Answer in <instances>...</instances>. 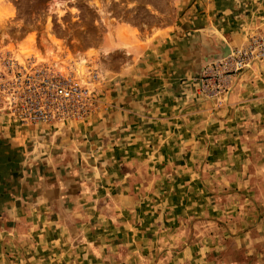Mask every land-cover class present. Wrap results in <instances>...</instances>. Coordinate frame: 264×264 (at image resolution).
Segmentation results:
<instances>
[{
	"label": "crops",
	"instance_id": "0c3cea01",
	"mask_svg": "<svg viewBox=\"0 0 264 264\" xmlns=\"http://www.w3.org/2000/svg\"><path fill=\"white\" fill-rule=\"evenodd\" d=\"M178 5L169 25L141 29L136 35L124 31L129 45L114 42L120 59H115L112 69L100 68L106 80L96 90L103 97V107L86 123H72L60 130L15 124L0 127V136L14 138L35 165V181L20 180L25 189L8 195V203L0 211V253L8 244L6 235L15 232L13 221L32 235L26 248L33 250L30 254L37 263L159 264L151 255L155 227L144 228L134 221L138 186L143 184V177H137L138 156L145 153L153 159L163 158L169 144L161 143V138L188 135L184 121L193 119L183 108L193 103V87L199 85L204 67L245 46L250 38L264 37V0H179ZM108 45L104 38L100 51L106 53ZM256 69L233 80L226 105L231 107L227 108L228 119L257 122L260 132L264 130V71ZM196 78L197 84L192 82ZM192 134L197 137L196 132ZM39 137H51L52 142L42 145ZM143 138L146 145L139 144ZM160 163L148 162L147 167L155 172ZM45 170L50 175L45 176ZM144 179L152 187L160 181L149 174ZM123 185L130 186L129 193L121 190ZM108 200L116 201V208L110 203L105 208L103 203ZM76 202L78 208L84 207L83 212H78ZM103 215L116 222L102 220L105 224L92 225L83 219ZM75 217L79 218L74 221L77 225L70 221ZM199 245L189 248L191 264H201ZM177 247L175 258L162 255V264L182 261L188 249Z\"/></svg>",
	"mask_w": 264,
	"mask_h": 264
},
{
	"label": "rangeland",
	"instance_id": "374dc122",
	"mask_svg": "<svg viewBox=\"0 0 264 264\" xmlns=\"http://www.w3.org/2000/svg\"><path fill=\"white\" fill-rule=\"evenodd\" d=\"M178 1L0 0V127L4 125V129H8V125L15 124L22 125L21 128L60 130L72 123H86L87 118L103 107V97L96 89L106 80L100 68L112 69L115 59L119 58L114 42L129 43L122 35L124 31L131 30L136 35L141 29L169 25L176 16ZM104 38L109 41L106 53L99 48ZM218 60L204 67L199 85L197 78L192 81L197 84L192 91L195 94L191 99L193 103L183 108V113L193 119L184 121L188 135L180 139L175 136L161 138V143L169 144V151L163 158L155 156L153 159L145 153L138 156L137 177H143V184L138 186L139 208L138 216L133 214L134 221L144 228L155 227L151 255L159 264H162V255L175 258L180 250L177 246L188 249L178 264H191L189 248L197 244L202 246L201 255H198L201 264H264V130L257 131V122L228 119L227 108L231 107L226 105L233 80L251 69L264 71V60L254 62L237 74L222 75L218 80L226 89L215 95L216 74L210 73L207 88L202 86L201 80L204 71ZM11 61L17 65L15 73L25 68L30 74V68L48 67L85 85L97 97L93 111L81 121L21 119L17 107H8L7 96L14 93L15 98L20 99L23 94L28 97L30 93L24 84L21 87L13 85L14 74L6 66ZM194 132L197 137L192 134ZM6 137L8 140L0 136V211L4 203H8L5 200L22 188L20 180L35 181L31 157L22 153L14 138ZM39 139L42 145L52 142L51 137ZM146 142L143 138L139 144L146 145ZM30 144L34 145L33 141ZM176 147L181 150L175 152ZM160 161L155 172L148 169V162ZM173 162L176 165H172ZM147 174L160 180L159 183L153 187L146 185ZM47 175L50 172L45 170ZM121 187L129 193L130 186ZM119 202L123 205V201ZM109 203L117 204L104 201L105 208ZM76 204L78 212H83L84 207L78 208L80 204ZM76 219L79 218L70 219L71 223L77 225ZM83 219L88 224L93 222L92 225L105 224L102 220L116 222L108 215ZM19 223H11L15 232L6 235L5 243L8 244L0 253V264H45L34 262L36 257L30 254L32 249L26 248L33 237L24 233ZM162 244L167 246L165 251L161 250Z\"/></svg>",
	"mask_w": 264,
	"mask_h": 264
},
{
	"label": "built area",
	"instance_id": "2783aa9c",
	"mask_svg": "<svg viewBox=\"0 0 264 264\" xmlns=\"http://www.w3.org/2000/svg\"><path fill=\"white\" fill-rule=\"evenodd\" d=\"M263 60L264 38L252 37L245 46L232 49L224 58L213 62L203 73L202 86L207 88V78H210L211 72L215 73L218 86L214 94L217 95L226 89V85H221L223 83L218 80L222 75L237 74L254 62ZM6 66L14 74L13 85L21 87L24 84L30 93L28 97L23 94L20 99L15 98L14 93L7 96L8 107L14 109L17 107L19 117L25 121H81L91 114L96 105L97 97L94 91L85 85L75 83L70 77L60 75L51 68H30L29 74L25 68L22 72L15 73L17 65L12 61Z\"/></svg>",
	"mask_w": 264,
	"mask_h": 264
}]
</instances>
